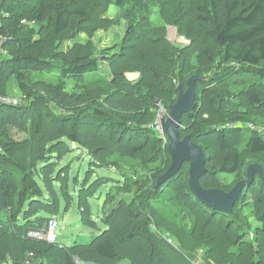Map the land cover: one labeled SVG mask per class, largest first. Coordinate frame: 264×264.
Wrapping results in <instances>:
<instances>
[{"label": "trees", "instance_id": "obj_1", "mask_svg": "<svg viewBox=\"0 0 264 264\" xmlns=\"http://www.w3.org/2000/svg\"><path fill=\"white\" fill-rule=\"evenodd\" d=\"M113 5L118 12L111 17ZM155 9L159 24L151 19ZM0 10L8 13L0 28L8 52L0 57V92L24 100L0 110V264H118L125 259L131 264H182L181 254L156 231H166L158 207H164L167 195L184 208L176 207L175 230L186 243L203 247L206 259L264 264L260 177L254 175L232 211L198 199L189 185V162L155 189L172 158L169 140L153 119L159 103L167 99L169 108L176 101L179 83L186 89L192 75L206 76L197 80L195 102L180 127L181 137L189 134L203 148L207 172L200 178L202 186L218 187L210 179L215 175L228 191L244 179L239 176H247L246 156L264 159V134L247 128L244 133L240 125L219 126L264 119V0H0ZM92 15L95 21L90 22ZM123 23L122 41L100 51L93 37ZM170 26L189 42L172 43ZM83 33L91 39L63 48ZM103 59L110 80L99 74ZM44 71L59 72L58 79L32 76ZM135 72L139 77L129 78ZM68 78L75 81L71 91ZM13 80L20 96L7 88ZM11 128L27 136L16 140ZM76 147L92 160L82 187L78 175L71 178V165L58 167ZM123 158L139 161L146 171L156 170L162 159L165 164L153 182L126 178L116 185L118 194L133 196L130 200H116L114 189L107 194L105 202L115 205L100 217L106 226L101 230L90 198L106 177L91 181L94 166H118ZM223 173L235 175L236 181L229 185ZM74 193L80 197L82 222L100 229L98 236L72 245L29 236L57 217L62 199L67 211ZM210 225L215 228L207 230Z\"/></svg>", "mask_w": 264, "mask_h": 264}, {"label": "rangeland", "instance_id": "obj_2", "mask_svg": "<svg viewBox=\"0 0 264 264\" xmlns=\"http://www.w3.org/2000/svg\"><path fill=\"white\" fill-rule=\"evenodd\" d=\"M113 8L116 9L115 12L112 11ZM117 12H118V7L116 5H113L111 6L109 10L108 15L111 17H114V15ZM104 17H107V14H104ZM151 19L154 24L160 23L158 9L154 10L151 16ZM91 21H95V15L91 16L90 22ZM124 34H125L124 23L121 26L113 24L112 26L109 27L107 31H98V33L93 37V43L101 51L103 48H105V46L111 45L114 42L115 43L121 42L124 37ZM90 39L91 38H89L87 34L83 33V34H80L78 37L69 39L67 41L65 40L66 42L63 44V48L67 49L69 46H71L75 42H80V41L86 42L87 40H90ZM168 39L172 43L173 42L179 43L177 44L179 46H181V44L184 43L180 41L181 38L178 36L177 27L175 26L169 27ZM233 66H235L236 68L239 67V65H233ZM99 74L104 76L107 79L111 77L110 67L108 65V62L105 59H103L100 63ZM58 75H59V72H47V71H44L42 73L36 72L32 74V76L37 79H47V80L53 79V81L58 79ZM89 76L90 74L87 75V77L80 82H84L88 80L89 78H91ZM128 76L131 79H136L139 77V73L138 72L129 73ZM74 83L75 81L73 78L67 79V86H68L67 89L69 91L72 90ZM7 88L11 90L13 89L14 90L13 94L20 96L21 90L18 88V84L14 80L12 81V83L7 84ZM11 95L12 94L6 95V96L15 97ZM166 100H164L162 104L159 103L160 106L157 107L156 112H155L156 115L153 118L155 122L159 121L161 117L168 116L169 114L168 103L169 102H167ZM23 101L24 100H22L21 98V102ZM235 123H236L235 121H227V122L222 123L219 126H223V125L228 126V125L235 124ZM238 125L242 126V128L245 129L244 133H246L247 129H253V126L256 129L260 130V132H264V119L263 118L261 119L253 118L249 121L238 122ZM158 129H159L158 131L162 134V136L165 137L164 133L160 131V128ZM12 130H14L13 133L15 134V137H17L16 140H23L27 136L25 134L19 133L14 128H11V131ZM200 142L203 143V141L201 140ZM73 147H75V145ZM215 154H218V152H216ZM116 157H119V156H115L114 159ZM213 160H212V163H213ZM244 160H245V163H247L245 164L246 173H247V168L251 163H255V162L261 163V161L264 162V159L256 158L252 156H246ZM91 161H92L91 157L84 150L82 149L80 150L78 149V147H76L74 150L68 153V155L65 156L61 161H59L58 167L61 169L64 166L71 165V168H70L71 178L73 176L78 175L80 179V184L79 183L78 184L80 187H82L83 180L86 176L88 169L90 168ZM164 164H165V161L162 159L160 163H157L155 165V167H157L156 170L154 168L153 170L150 169L146 171L140 166L139 161L125 160L123 158L119 161L118 166L117 164H114V163L106 167L94 166L95 172L93 173V177L91 181H94L97 178L106 177L105 182L100 186L95 197L90 198L93 217L94 219L98 221L99 226L101 227V230H103L106 226L101 222L100 217L104 214V212H108L109 209L115 205V202L110 203V204H107L105 202L107 199V194L112 189H114V194H116V200L126 199V198L130 200L133 196L131 195L130 197V195L128 196V194H118L116 191V185L119 182L123 183L126 178L141 179L145 177V179L146 178L148 180L150 179L153 182V179H155V175H157V173L163 168ZM223 176H224L225 181L229 182L228 183L229 185H232L236 181V179H234L235 175H232L230 173H223ZM214 177L216 178L215 175L210 177L212 182L218 185V187H214V188H220V185L223 187H226L222 185V183L220 182L218 178H216V180L219 183L214 182ZM242 178L245 179L246 177H244V175L239 176V179H242ZM75 188L77 191L79 190L78 187H75ZM75 188L73 189L72 187L73 192L75 191ZM79 199H80L79 194L74 193V199L72 200V205L69 207L67 211L64 210L67 205L66 200L65 199L61 200V212L56 217V219L58 220V227L56 229L57 242L61 244L72 245L75 242L87 244V243H90L93 240V238L98 236L99 233L101 232L100 229L91 228L82 222L79 207H78ZM162 203L164 207L162 209L158 207V209L161 213L160 219L162 223L166 225V229H165L166 231L160 230L156 228L155 226L154 227L157 229L156 230L157 234L163 237V239L172 247V249H174L179 254H181L180 262L182 264H217V263L212 262V259H213L212 257H208L210 259L205 258V254L207 256V252L205 253V250L203 247H193L192 243H186L185 239L182 238L181 236L182 235L181 232L175 230L174 222L180 216V211L176 207L184 210L183 206L175 199H172L171 195H167L164 198H162ZM195 222L197 223L196 220ZM251 222L255 225L258 224L256 223V221H253V219L251 220ZM178 223L180 224L179 221ZM214 228L215 227L213 225H210L208 227L206 226L207 230L209 229L211 230ZM174 232H176L179 236L175 234ZM118 264H131V262L125 259Z\"/></svg>", "mask_w": 264, "mask_h": 264}, {"label": "water", "instance_id": "obj_3", "mask_svg": "<svg viewBox=\"0 0 264 264\" xmlns=\"http://www.w3.org/2000/svg\"><path fill=\"white\" fill-rule=\"evenodd\" d=\"M202 78H206V76L195 74L189 77L186 89L179 83L176 87L177 99L169 106L168 116L161 117L155 123L156 127L160 128V131L165 133L169 140L168 150L172 161L169 168L158 177L154 187L156 189L174 177L182 169L184 163L189 162V185L198 199L214 209L232 211L243 189L253 182L255 174H258L264 185V167L258 163H251L247 168L246 178L237 182L228 191L202 186L200 178L207 172L203 148L193 142L189 134L184 137L180 135L182 117L192 108L196 99V82Z\"/></svg>", "mask_w": 264, "mask_h": 264}, {"label": "built area", "instance_id": "obj_4", "mask_svg": "<svg viewBox=\"0 0 264 264\" xmlns=\"http://www.w3.org/2000/svg\"><path fill=\"white\" fill-rule=\"evenodd\" d=\"M8 16V13H4L0 10V28L2 27V18ZM181 38V42H184L183 44H186L189 42L188 39L184 38L183 36H179ZM6 41V37L0 39V57L2 55H6L8 52L2 47L3 42ZM21 102V99L15 98V97H8L6 95H3L0 92V110L3 107L4 104H19ZM238 122H236L235 124H231V125H223L221 126L222 128H228V127H238ZM253 130H256L258 132H260V130L256 129L253 126ZM262 134H264V132H260ZM3 152V148L0 145V153ZM58 227V220L56 218L51 219L49 221V223L47 224L46 227L39 229V230H35V231H31L29 232V236L37 238V239H42V240H47L48 242H56L57 241V235H56V229ZM162 233V232H161ZM32 254V253H30Z\"/></svg>", "mask_w": 264, "mask_h": 264}, {"label": "clouds", "instance_id": "obj_5", "mask_svg": "<svg viewBox=\"0 0 264 264\" xmlns=\"http://www.w3.org/2000/svg\"><path fill=\"white\" fill-rule=\"evenodd\" d=\"M112 11H113V12H115V11H116V9H114V8H113V9H112ZM158 235H159V234H158ZM85 263H86V262H85ZM87 263L89 264V263H91V262H87ZM93 264H94V263H93Z\"/></svg>", "mask_w": 264, "mask_h": 264}, {"label": "bare ground", "instance_id": "obj_6", "mask_svg": "<svg viewBox=\"0 0 264 264\" xmlns=\"http://www.w3.org/2000/svg\"><path fill=\"white\" fill-rule=\"evenodd\" d=\"M53 243H55V242H53Z\"/></svg>", "mask_w": 264, "mask_h": 264}]
</instances>
